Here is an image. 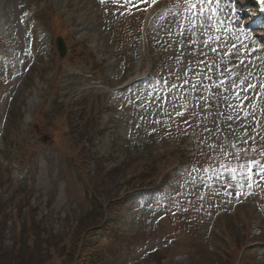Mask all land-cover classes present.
I'll return each mask as SVG.
<instances>
[{"label": "rangeland", "instance_id": "rangeland-1", "mask_svg": "<svg viewBox=\"0 0 264 264\" xmlns=\"http://www.w3.org/2000/svg\"><path fill=\"white\" fill-rule=\"evenodd\" d=\"M176 1L152 25L155 73L153 78H141L146 74L145 65L139 70L131 67L132 60L127 61L122 53L126 40L123 23L134 9L127 0H113L108 5L105 0H0V89L4 91L0 102V194L7 201L13 199L3 205L2 213L8 217L0 221V243L11 247L18 224L33 223L35 229L21 240L27 248L37 242L38 250L23 246L21 263L73 264L75 236L94 244L82 235L83 231L76 230L78 221L93 214L102 216L90 212L91 198L107 194L119 197L133 185L144 188L153 181L157 185L167 176V170L175 168L159 186L161 189L135 200L119 216L113 217L114 209L109 207L107 213H111L105 220L115 222L121 239L113 250L103 253L106 264H264V250L244 251L243 260L238 259L240 247L264 243L261 198L240 206L222 223L221 216L213 218L218 210L234 202V196L227 192H233V178L239 176L229 172L237 167L236 154H240V160H264V133L242 115L244 86L232 87L233 80L237 84L241 79L246 84L256 83L264 78V69L254 72L251 40L236 26L232 27L239 35L232 38L229 33L226 38L223 30L205 32L198 16L197 26L193 28L190 17L183 33L179 21L170 24L174 14L182 13L190 2ZM28 13L31 18L24 17ZM28 21L33 23L31 30ZM66 28L69 39L83 42L98 61H103H97L103 64V72H90L92 64L72 67L68 57L76 54L73 47V53L64 55L67 59L59 58L54 35ZM131 47L133 53L134 43ZM53 75L59 79V85L56 78L53 83L59 102L69 94L80 96L76 103L80 102L85 113L77 115L72 110L75 114L69 115L73 120L89 124L85 114L93 112L91 117L96 121L90 123L95 138L92 142L80 140L76 146L69 128L62 131L57 146L49 144L48 134H43L51 132L39 129V138L34 134L32 127L42 128L37 121L39 112L48 110L52 102L47 85H52L49 78ZM128 77V86L116 93ZM101 84L109 88L101 92L85 88H103ZM80 87L84 88L78 91ZM110 88L115 92L110 93ZM93 100L98 101L96 105ZM51 104L50 119L60 122L59 106ZM92 157H100V165L113 171L108 182L102 180L103 186H96V176L90 179L95 170L88 162ZM14 162L20 167L15 168ZM226 184L231 186L225 188ZM27 198L30 212L21 206ZM17 204L21 211L12 213ZM170 214L178 222L173 223ZM16 218L18 224L13 223ZM179 228L183 230L180 233ZM220 231H225L237 247L228 248L225 241L220 251L232 256L213 255V241L218 238L223 244ZM36 235L37 240H33ZM48 235L52 242L42 243ZM177 235L188 240L187 248ZM172 237L178 244L170 242ZM236 241L244 245L238 246ZM50 244H54V250L45 253Z\"/></svg>", "mask_w": 264, "mask_h": 264}, {"label": "snow or ice", "instance_id": "snow-or-ice-1", "mask_svg": "<svg viewBox=\"0 0 264 264\" xmlns=\"http://www.w3.org/2000/svg\"><path fill=\"white\" fill-rule=\"evenodd\" d=\"M103 3V0H101ZM129 4H131V0H127ZM249 4L253 3L254 0H248ZM229 7L227 4H222L221 0H190L189 3H186L184 10L182 13L174 14L170 24L175 23L177 21L180 22L181 30L183 33V25L188 24L190 22L189 18H192V26L195 28L197 26V22L195 21V17H199L198 24L205 31H215L216 33H220L222 30L224 32L225 37L227 38L228 34H232V38H236L239 33L236 31V28H240L239 21H236V28L232 27L231 15L234 10L225 11V8ZM260 11L264 12V0H260ZM261 24H264V20L260 21ZM240 31H243L240 28ZM216 39L219 40L220 36L217 35ZM233 47H235L233 45ZM215 51V48H213ZM241 86L247 88H252L255 90L256 85L245 82L244 79L239 81V84L235 80L232 81V87L235 89H239ZM262 90H264V85L261 86ZM259 93H257V97H259ZM237 98H239V91L237 92ZM247 99V97H245ZM253 107H255L253 105ZM245 115H249V113H245ZM231 119V117H229ZM255 140L256 137H253ZM247 143V141H245ZM246 153L247 150H242ZM237 159V167L234 169H229V172L234 176L236 173H239L240 182L236 188V195L239 197L242 194V191L245 187L248 189H252L254 186H259L260 181H264V162L256 159H246L240 160V154H236ZM255 169V171H253ZM231 185L226 184L225 188L230 187ZM228 195H231V192H227ZM251 194V193H249Z\"/></svg>", "mask_w": 264, "mask_h": 264}, {"label": "trees", "instance_id": "trees-1", "mask_svg": "<svg viewBox=\"0 0 264 264\" xmlns=\"http://www.w3.org/2000/svg\"><path fill=\"white\" fill-rule=\"evenodd\" d=\"M69 104L63 105L65 109H69L68 107ZM81 128V127H79ZM108 182L106 179L105 182ZM93 221V220H91ZM94 222V221H93ZM91 224V223H90ZM89 224V225H90ZM94 225H91L89 227H92ZM19 227V226H18ZM32 228L35 229V226L33 223H28L27 226L26 224L23 225L22 231L18 230L15 232L14 238H13V245L11 247H5L2 243H0V264H23L21 261H23V253L26 250H31L34 251L35 249L38 250L37 242H35L34 246L32 245L31 247H26L21 240L22 236L26 235V232L29 230H33ZM1 230V229H0ZM17 236H19L20 240L16 241ZM52 238H49L48 240H45V243H49ZM79 238L74 237L75 242ZM33 240H37V235L34 236ZM25 247V249L23 248ZM87 247V249H85ZM50 248L54 249V244H50ZM73 250V249H71ZM86 251V253H85ZM47 252V251H45ZM45 259V258H44ZM43 259V260H44ZM76 264H104L103 263V258L100 255L99 248L94 246L92 243H89L86 241V245L84 244V247L80 249V254L77 257V260L75 261Z\"/></svg>", "mask_w": 264, "mask_h": 264}, {"label": "water", "instance_id": "water-1", "mask_svg": "<svg viewBox=\"0 0 264 264\" xmlns=\"http://www.w3.org/2000/svg\"><path fill=\"white\" fill-rule=\"evenodd\" d=\"M58 50L60 51L61 54L63 53L64 48L61 44L58 45Z\"/></svg>", "mask_w": 264, "mask_h": 264}, {"label": "bare ground", "instance_id": "bare-ground-1", "mask_svg": "<svg viewBox=\"0 0 264 264\" xmlns=\"http://www.w3.org/2000/svg\"><path fill=\"white\" fill-rule=\"evenodd\" d=\"M225 10H226V9H225ZM230 18L235 20L234 16H232V15H231V17H230ZM232 22H233V21H232Z\"/></svg>", "mask_w": 264, "mask_h": 264}]
</instances>
